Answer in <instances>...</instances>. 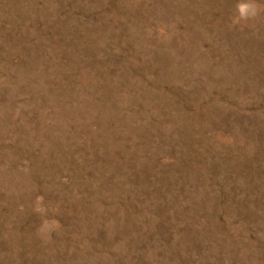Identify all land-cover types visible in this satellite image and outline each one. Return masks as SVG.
<instances>
[{"label": "rangeland", "instance_id": "obj_1", "mask_svg": "<svg viewBox=\"0 0 264 264\" xmlns=\"http://www.w3.org/2000/svg\"><path fill=\"white\" fill-rule=\"evenodd\" d=\"M0 264H264V0H0Z\"/></svg>", "mask_w": 264, "mask_h": 264}]
</instances>
